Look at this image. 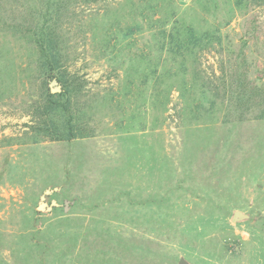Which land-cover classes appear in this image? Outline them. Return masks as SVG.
I'll list each match as a JSON object with an SVG mask.
<instances>
[{"label":"rangeland","instance_id":"1","mask_svg":"<svg viewBox=\"0 0 264 264\" xmlns=\"http://www.w3.org/2000/svg\"><path fill=\"white\" fill-rule=\"evenodd\" d=\"M146 1L0 0V264H264V0Z\"/></svg>","mask_w":264,"mask_h":264},{"label":"trees","instance_id":"2","mask_svg":"<svg viewBox=\"0 0 264 264\" xmlns=\"http://www.w3.org/2000/svg\"><path fill=\"white\" fill-rule=\"evenodd\" d=\"M158 5H162L160 3V1L158 0H147L146 2L143 3V7L146 9V10H151V11H154V8H156ZM166 8H169V6H167ZM184 31L186 30H177L176 32V37L175 39H172L173 41V45H172V49L174 51H177L176 49H179L180 51L179 52H182L183 54L185 53H188L189 56H190V53L191 52H187L185 51L184 49V45H185V42L183 40V38H178L179 36H182ZM191 31V30H190ZM51 35V34H50ZM50 35H42V32H40L38 34V37H35L33 42L36 43L37 47H38V50L40 52V54L38 55V59L40 60V65L41 67H43L44 69V73L48 76V79H56L57 82L59 84H61L62 86V92L61 93H58V94H52L50 93L48 90L47 92L45 93L44 95V98L46 100V107L45 109L47 108H54L53 105L55 103H51L53 100H57L59 99V96H63L64 94H67L69 92V90H72L73 87H69V84H68V80L64 77V74H56L54 72V69L56 68V63H57V53L55 51V44H56V40L53 39L52 37H50ZM191 36V32H189V35L188 37L190 38ZM191 41H193V44L196 43L195 45H197V42H198V38L196 39H191ZM59 105H62L64 106L63 103H59ZM45 120V119H44ZM51 124V123H49ZM50 125H45L44 128H42L43 130L45 129H49ZM54 129L55 127L52 126ZM40 129V130H42ZM51 139L55 140L56 138H60L59 135H56V134H50ZM62 138V136H61Z\"/></svg>","mask_w":264,"mask_h":264},{"label":"water","instance_id":"3","mask_svg":"<svg viewBox=\"0 0 264 264\" xmlns=\"http://www.w3.org/2000/svg\"><path fill=\"white\" fill-rule=\"evenodd\" d=\"M50 91L52 93H55V92H59L60 91V87L58 86V82L56 79H53L51 82H50ZM44 196L41 197V200L43 199ZM40 204H43V206H39L41 209L44 208V206H46V204L41 201ZM47 207H50V206H47ZM235 215H237V212L235 213Z\"/></svg>","mask_w":264,"mask_h":264}]
</instances>
